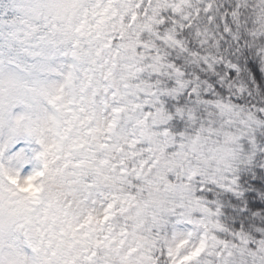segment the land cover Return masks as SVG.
<instances>
[{
    "label": "clouds",
    "instance_id": "9594fccd",
    "mask_svg": "<svg viewBox=\"0 0 264 264\" xmlns=\"http://www.w3.org/2000/svg\"><path fill=\"white\" fill-rule=\"evenodd\" d=\"M0 264H264V0H0Z\"/></svg>",
    "mask_w": 264,
    "mask_h": 264
},
{
    "label": "snow or ice",
    "instance_id": "6c2138e0",
    "mask_svg": "<svg viewBox=\"0 0 264 264\" xmlns=\"http://www.w3.org/2000/svg\"><path fill=\"white\" fill-rule=\"evenodd\" d=\"M13 183H15V181H13ZM24 191H27L28 189H23Z\"/></svg>",
    "mask_w": 264,
    "mask_h": 264
}]
</instances>
